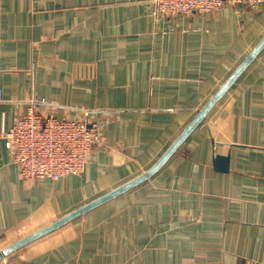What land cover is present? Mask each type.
<instances>
[{
  "label": "crops",
  "instance_id": "0c3cea01",
  "mask_svg": "<svg viewBox=\"0 0 264 264\" xmlns=\"http://www.w3.org/2000/svg\"><path fill=\"white\" fill-rule=\"evenodd\" d=\"M153 7L0 0V130L40 109L97 120L103 138L81 174L53 179L22 177L0 137V248L149 167L264 34V1ZM6 258L264 264V47L152 176Z\"/></svg>",
  "mask_w": 264,
  "mask_h": 264
},
{
  "label": "built area",
  "instance_id": "2783aa9c",
  "mask_svg": "<svg viewBox=\"0 0 264 264\" xmlns=\"http://www.w3.org/2000/svg\"><path fill=\"white\" fill-rule=\"evenodd\" d=\"M226 1L258 9L264 0H152L156 16L206 13L221 8ZM0 137L24 178L57 179L81 174L92 149L103 141L97 120L63 118L40 109L20 116L10 127L0 130ZM0 264L31 263L3 258Z\"/></svg>",
  "mask_w": 264,
  "mask_h": 264
},
{
  "label": "water",
  "instance_id": "95a60500",
  "mask_svg": "<svg viewBox=\"0 0 264 264\" xmlns=\"http://www.w3.org/2000/svg\"><path fill=\"white\" fill-rule=\"evenodd\" d=\"M264 47V34L251 48V50L243 57L234 70L228 75L218 89L209 97V99L197 110L192 119L184 126L180 133L167 146L163 153L146 169L134 177L120 183L119 185L105 191L104 193L94 197L84 204L64 213L53 221L27 233L26 235L8 243L0 248V260L6 258L12 252L35 240L36 238L53 231L72 219L83 215L87 211L99 206L100 204L116 197L117 195L127 191L128 189L138 185L152 176L160 167L168 160V158L175 152L184 139L193 131V129L204 119L208 111L213 105L224 95L228 88L234 83L242 71L250 64V62L257 56V54ZM214 163L221 170L227 169L228 157L227 155H214Z\"/></svg>",
  "mask_w": 264,
  "mask_h": 264
},
{
  "label": "rangeland",
  "instance_id": "374dc122",
  "mask_svg": "<svg viewBox=\"0 0 264 264\" xmlns=\"http://www.w3.org/2000/svg\"><path fill=\"white\" fill-rule=\"evenodd\" d=\"M44 111V110H43ZM54 114V113H53ZM9 261V260H8Z\"/></svg>",
  "mask_w": 264,
  "mask_h": 264
}]
</instances>
